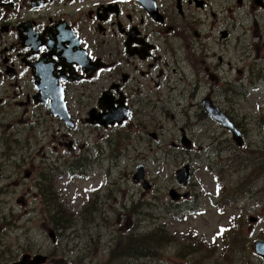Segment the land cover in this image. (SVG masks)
I'll list each match as a JSON object with an SVG mask.
<instances>
[{"label": "flooded vegetation", "instance_id": "obj_1", "mask_svg": "<svg viewBox=\"0 0 264 264\" xmlns=\"http://www.w3.org/2000/svg\"><path fill=\"white\" fill-rule=\"evenodd\" d=\"M263 17L264 0H0V193L35 189L47 204L46 222L58 228L75 224L77 213L96 211L105 226H112L108 214L118 213L122 227L124 207L109 194L123 181L142 183L119 168L114 139L125 132L133 145L139 132H147V141L164 145L171 119L179 137L168 140L177 152L192 158L217 146L208 155L219 154V145L229 140L220 141L215 128L224 127L208 116L204 101L243 132L229 104L246 92L238 87L245 85L246 70L252 76V66L263 62L257 44L263 45ZM109 113L121 123L108 126ZM27 128L38 131L34 157L24 138ZM183 138L193 147L182 145ZM204 140L207 150L199 146ZM148 156L133 167L149 164ZM109 164L120 172L109 173ZM147 178L148 192L156 190V176L147 172ZM192 180L168 189L181 193L179 203H196ZM76 186L87 197L84 207L68 201L60 211L55 196L74 197ZM24 195L14 208L0 197V229L18 224L11 220L16 208L18 219L27 216ZM65 255H47L45 264H73ZM20 260L0 242V264Z\"/></svg>", "mask_w": 264, "mask_h": 264}, {"label": "rangeland", "instance_id": "obj_2", "mask_svg": "<svg viewBox=\"0 0 264 264\" xmlns=\"http://www.w3.org/2000/svg\"><path fill=\"white\" fill-rule=\"evenodd\" d=\"M251 41L253 42L252 36ZM257 44L260 47L263 46L261 52L263 62L252 66V76H249V71L246 70L245 85L238 84V87L245 88L246 92L242 90L239 98L233 99L229 104L231 115L239 124L245 126L243 131L247 144L246 150L237 148L231 135L224 132L222 128H215V132L220 135L221 142L229 140L224 143L223 150L231 151L230 157L237 153L246 156L250 151H254L256 155L263 152V164L260 161L259 166L264 171V17L263 45L261 42ZM253 58L252 49V63ZM175 122L169 119L165 123L162 139L164 145H160L159 141L153 142L152 139L147 141V132H139L133 145L127 141L125 132H122L116 140L114 139L113 155H122L119 168L123 172L134 173L136 168L133 166L142 162L145 154H149V164H146V167L150 175L156 176L154 180L157 182V189L148 192L151 188L145 190L143 185L136 187L131 182L123 181L113 194H109L110 200L117 195L118 203L124 207L122 227L117 225L118 213H109L112 226H105L102 219L105 216L102 212L96 211L89 216L85 212L77 213L75 224L72 222L67 227L58 228L51 220L46 222L47 204L41 202V196L34 195L35 189L32 188L26 195L23 191L16 194L12 188L1 192L0 197L4 204H10L14 208L16 201L24 195L30 207L27 216L21 219H18L20 208H16L11 220H15L18 224L0 229V242L8 248L11 257L21 259L26 252L46 256H51L53 253H67L64 258L72 259L73 264H227L223 260L225 239L226 244L230 237L242 235L244 247L249 248V255L254 264H264L254 258L251 249V244L255 240H261L264 237V200L263 197H259L262 192L264 195V175L262 174L259 180L239 178V174L233 172L235 167L228 153L222 155L214 153L212 157H209V152L215 151L217 146L211 148L208 140L202 141L199 146L205 147L204 150L210 147L209 152L195 153L192 158L177 152L168 140L179 137ZM150 130L157 129L150 128ZM111 131L108 136H113L110 134ZM202 132L203 129H200L198 134ZM37 134L36 128H27L24 135V138H27V150L33 157L36 156ZM167 153L177 156L167 158L165 155ZM253 156L254 154L252 158ZM27 157L28 161H31L30 155ZM33 162L38 165L36 160ZM243 163L246 167V163ZM183 164H189L193 168L192 183L198 187L191 186V188L199 195L196 203H192V200L186 205L174 202L168 194L169 188L178 185L175 180V171ZM32 167L33 165L27 166L28 169ZM117 167L116 164L107 165L108 172L111 174L120 172ZM20 183L30 184L31 180L20 181ZM218 184L220 185L219 193L217 192ZM72 192L73 189H71ZM79 195L80 190L76 186L74 200L71 196L67 197V194L55 196V198L59 197L58 203L62 205V207L57 205L60 211H64L68 201L72 205L76 203L84 207L86 197L81 195L77 198ZM214 202H218L221 206H215ZM134 203L136 205H133ZM132 206L134 209H128ZM22 209L23 207L21 211ZM249 217L259 218L258 223L251 225ZM223 227L232 228V230L227 231L229 233L227 238L226 236L218 238ZM234 228L238 230L233 231ZM49 230L55 231V241L57 240L54 241L55 243L49 237ZM157 230L163 233V238L159 236L153 238L158 241L157 244L151 243L156 241L150 239L146 242L151 257L137 261V253L131 254L128 250V242H134L137 239L132 237V233L135 231L142 237ZM83 247L84 250H82ZM58 257L62 258V256ZM233 264H240V262L234 261Z\"/></svg>", "mask_w": 264, "mask_h": 264}, {"label": "trees", "instance_id": "obj_3", "mask_svg": "<svg viewBox=\"0 0 264 264\" xmlns=\"http://www.w3.org/2000/svg\"><path fill=\"white\" fill-rule=\"evenodd\" d=\"M243 150H246V149H243ZM252 154H254L253 158H252ZM247 158H248V161H247ZM251 159H253V162H251ZM230 160L233 166L235 167L234 168L235 170H233V172L235 171L236 174H239L240 176L239 178L241 179H252L253 180L255 179L256 175H260L259 178H261L262 174L264 175V171L262 170V167L259 166L260 161L263 164V152H259L256 155L254 151H250L247 153L246 156L242 155L241 153H237ZM243 162L246 163V167ZM257 170H260V171L257 172ZM252 195H254V193ZM260 196L263 197V200H264L263 192L259 194V197ZM231 230L232 228H223L221 229V232H224V236H226L227 238L229 234L227 233V231H231ZM237 230L238 229L234 228L233 231H237ZM225 241H224V246H223L224 252H225V255L223 256V260L226 261L227 264H233L234 261L240 262V264H254L253 259L249 255V248L244 247V239L242 235L230 237L228 240V243L226 244H225ZM146 242H149V240L147 239V236H145L144 239L143 237H139L138 243L135 245L136 248H138V250H135V252L138 253L140 258L151 255L149 249L146 247ZM157 243L158 241L154 242V244H157ZM259 261L263 262L262 260H259Z\"/></svg>", "mask_w": 264, "mask_h": 264}, {"label": "water", "instance_id": "obj_4", "mask_svg": "<svg viewBox=\"0 0 264 264\" xmlns=\"http://www.w3.org/2000/svg\"><path fill=\"white\" fill-rule=\"evenodd\" d=\"M204 106H205L207 112L209 113V115L211 117H213L214 120L220 122L223 126L226 127V129H229L233 132L234 140L237 143V145L243 146L244 140L242 138L240 131L237 128L233 127V124L230 123V121L227 119V117L217 107L213 106L211 101H205ZM109 121L113 123L112 117ZM145 171H146L145 167L140 166L138 168V170L136 171L134 179L138 180L139 182L143 181L144 177H145ZM190 177H191V169H190L189 165H186L185 167L179 169L176 172V179L180 185H186L188 183V181L190 180ZM144 186L146 189L149 187L147 182H145ZM171 197L174 200L178 199V195H177V192L175 190L171 191ZM249 221L251 223H255L257 221V219L254 217H250ZM53 236H54V234L51 233V237H53ZM254 250L258 256H260L264 259V242H261V241L256 242L254 244ZM28 259H29V256L23 258L21 262L16 263V264H26V262H28ZM45 260H46V257L37 256L34 258V261H32V263L33 264H42L45 262Z\"/></svg>", "mask_w": 264, "mask_h": 264}]
</instances>
